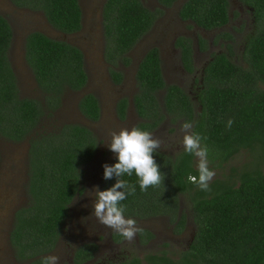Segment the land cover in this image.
<instances>
[{"label": "trees", "instance_id": "1", "mask_svg": "<svg viewBox=\"0 0 264 264\" xmlns=\"http://www.w3.org/2000/svg\"><path fill=\"white\" fill-rule=\"evenodd\" d=\"M175 0H159L170 6ZM250 7L254 29L243 41L242 62L225 53H214L201 70L192 94L176 84H166L156 47L150 48L136 66L137 91L133 104L143 119L136 127L150 130L166 116L175 121H191L193 131L207 137L212 169L222 168L239 152L252 153L256 167L245 164L210 182V192L189 182L198 176L193 155L184 149L169 157L156 152L154 158L165 173L164 184L141 191L133 173L123 179L136 185L134 195L121 203L125 215L147 217L171 213L178 207L177 196L187 197L193 210L196 233L177 259L149 254L148 264H264V0H243ZM43 12L47 22L63 33L82 27L78 0H12ZM228 0H186L178 16L192 20L204 29L219 28L228 22ZM105 38V59L109 74L119 84L122 75L112 66L129 62L126 52L148 32L156 14L140 0H105L101 10ZM228 38L230 36L228 35ZM12 30L0 15V136L12 141L27 139L29 203L14 216L11 245L20 259L34 258L41 264L43 254L57 239L69 205L81 193L83 166L94 156L98 138L89 128L64 124L57 131L38 132L42 118L61 105L67 91H78L87 83L84 56L80 48L31 31L24 40V59L32 70L43 100L19 97L16 75L8 57ZM184 68L192 72L191 44L179 37ZM126 100L118 102L123 112ZM80 112L97 120V98L86 93L78 101ZM234 121L229 129L227 121ZM261 154L255 157V151ZM116 160L115 163H117ZM116 183L104 179L103 190ZM174 218V217H173ZM183 221V218L180 219ZM118 264H142L134 256Z\"/></svg>", "mask_w": 264, "mask_h": 264}, {"label": "rangeland", "instance_id": "2", "mask_svg": "<svg viewBox=\"0 0 264 264\" xmlns=\"http://www.w3.org/2000/svg\"><path fill=\"white\" fill-rule=\"evenodd\" d=\"M140 1L148 9L155 12L156 19L153 27L133 46L130 51L131 62L125 64L124 69H121L123 73L122 81L116 84L107 74L109 72L105 59L106 44L101 16V7L104 0H78L82 12V27L75 33H63L53 28L39 9L17 6L12 0H0V15L6 18L12 30L8 57L16 75L19 97L43 100L42 93L34 88L33 73H31V69L24 59V39L29 32L40 31L53 39L67 41L80 48L84 56L83 67L87 74L86 85L78 91L65 92L61 105L57 110L43 116L41 125L36 128L38 132L57 131L64 124L77 123L92 130L98 138L96 153L83 166L85 172V175L83 173L82 176L84 193L72 201L64 235L61 237L58 247L52 252V254L61 258L62 264H67V261L62 258L72 248H69L67 243L77 242L78 237L81 236L77 235L82 229L81 224L85 225L87 222L88 229H94L96 225L93 223L95 220L92 216L93 210H88V206H93L94 197L88 191L98 186L99 178L102 180L104 176L103 165L109 164L113 156L115 157V154L106 145L110 139L109 133L111 131L119 132L122 128L130 129L136 126L137 122L143 120L138 117L133 107L130 110L128 109L124 119L123 117L120 118L118 101L119 99L129 100L136 93L133 75L136 64L145 50L151 46L159 48L161 68L166 84H176L185 91H193L196 88V82L200 78L203 66L212 54L225 53L232 60L242 62L243 41L253 25L247 9L245 11L242 7L243 16L239 15L240 5L237 0H229L230 10L233 12L229 24L212 30H203L190 22L183 23L177 19L176 10L185 0H178L169 9L165 10L161 8L159 0ZM246 23L248 25H245ZM175 35H183L185 38L189 36L193 41V44L191 43L193 71L190 73L182 64L179 49L171 46ZM228 35L230 38H228ZM119 65L116 64L115 67L120 68ZM86 93H92L97 98L99 106L102 108L100 119L90 120L80 112L78 101ZM166 117L158 123V126H155L156 128L153 127L154 129L151 132L164 141V144L158 150L165 152L172 158L183 149L184 133L181 131V126L184 122L181 119L171 121ZM27 145L29 146L27 139L12 141L0 136V234H3V231L7 228V222L13 207L27 197L24 191L26 184H23L27 177L25 170L26 158L24 156L27 154ZM260 154L261 150L258 148L255 151V157ZM251 160L252 153L243 150L222 168L214 169L216 174L213 179L227 175L231 168L239 169ZM253 163H256L255 158L248 166L256 167ZM197 164L198 159L194 157L195 167H197ZM262 169L264 170V167ZM177 199L182 201L184 210L185 206L187 208L191 206L185 195H178ZM158 219H149L137 224L142 227L144 224L154 227V225L162 222ZM169 227L171 225L168 224L166 228ZM189 229L191 228L189 227ZM97 230L95 229V232ZM1 239L2 236L0 235V241ZM94 239L95 236L88 239L86 237L85 241ZM186 239L187 235L172 240L165 234L161 238L155 237L153 239L152 248L155 249L153 251L157 252L165 251L166 256H164L166 258L174 259L177 257V252H180L184 247ZM135 242L136 239L126 241L125 244L119 243L115 246L114 252H117L118 257L130 254L140 255L141 257V255L147 253L146 249L138 248ZM100 243L106 245L104 238L101 239ZM12 256L8 253L0 254V264H23L12 259Z\"/></svg>", "mask_w": 264, "mask_h": 264}, {"label": "clouds", "instance_id": "3", "mask_svg": "<svg viewBox=\"0 0 264 264\" xmlns=\"http://www.w3.org/2000/svg\"><path fill=\"white\" fill-rule=\"evenodd\" d=\"M234 121L229 119L227 127L230 129ZM183 136V149L187 154L198 159V176L189 174L187 180L205 192H210V182L215 176V171L210 167L208 158L209 149L203 143L207 137L193 131V123L186 121L181 126ZM109 141L106 143L111 152L115 154L117 163L104 164L105 180L116 178V183L106 190L101 191L98 186L88 191L93 199L92 215L98 222L112 229L127 241H133L141 231L137 221L125 216L126 206L121 202L129 195H134L136 185L123 179L125 175L133 173L139 179L141 191H147L152 187L164 184L165 173L160 170V165L154 158V154L162 147L164 141L156 137L152 132L142 130L139 127L122 128L109 133ZM87 207V205H85ZM58 255H47L41 259V264H60Z\"/></svg>", "mask_w": 264, "mask_h": 264}, {"label": "flooded vegetation", "instance_id": "4", "mask_svg": "<svg viewBox=\"0 0 264 264\" xmlns=\"http://www.w3.org/2000/svg\"><path fill=\"white\" fill-rule=\"evenodd\" d=\"M177 1L178 0H175L170 6H166L164 4H160V6L164 10L165 9H169ZM185 1H183L181 3V5ZM237 1H238L239 5H240L239 10H238L239 11V15L241 17L243 16V8L245 9V11L247 9L248 10L247 12L250 14L251 24L253 23L252 29L250 31V32H252L253 29H254V18L252 17V14H251V11H250L251 9H250V7L248 5H246L244 3L243 0H237ZM104 2H105V0H104ZM104 2H103V4H104ZM228 4H230L229 3V0H228ZM179 8H177V10H176V17H177V19L180 22H183V23L190 22L193 25L199 27L192 20H189V19L183 20V19H181L178 16V10H179ZM101 10H102V7H101ZM231 15H233V12L230 10V5H228V17H229V20H228L227 23H225L221 27L229 24V21L231 19ZM81 25H82V18H81ZM245 25H248V23H246ZM199 28H201L203 30L216 29V28L204 29L202 27H199ZM179 37H183V35H175L173 37L171 46L179 49L180 58H181V48L176 45V40ZM184 38H185V36H184ZM187 39L190 41V44L191 43L193 44V41L191 40V38H189V36H187ZM153 47H156L157 48L158 53H159V57H160V50H159V48L157 46H151V47H149V48H147L145 50V52L140 57V59L144 56V54L150 48H153ZM131 50H132V48L129 51L126 52V56L129 59V62L127 64H129L131 62V57H130V51ZM23 52H24V50H23ZM191 55H192V45H191ZM210 58H211V56H210ZM140 59L138 60V62L140 61ZM138 62H137V64H138ZM117 64H120L119 66H121V67L120 68L119 67H115V66H112V67L114 69H116L117 71H119L121 73L122 77H123V73H122L121 69H124V65L125 64L123 62H121V61H117ZM137 64H136V66H137ZM160 64H161V58H160ZM106 65H107V70L109 72V68L111 67V65L109 64V62H107ZM135 70H136V68H135ZM161 70H162V68H161ZM187 72H189V71H187ZM31 73H32V70H31ZM107 74H108V77L111 79L110 74L109 73H107ZM134 74H135V72H134ZM133 77H134V75H133ZM33 78H34V76H33ZM134 83L136 84L135 78H134ZM34 88L38 92H41L40 89L38 88L35 80H34ZM136 89H137V86L135 88V91H137ZM187 92L190 93V94H192V91L191 90H189ZM133 96L129 100L128 99H124V100H126L125 107H124V110H123L122 113L119 112V114L121 116L120 118L123 117V119H124L126 117V115H127L128 109L130 110L131 107L134 108L135 113L138 115V113H137V111H136V109L134 107V104H133ZM119 101H120V99H119ZM99 108H100V114H99V118L98 119H100V117L102 115V108H101V106H99ZM138 117L141 118L139 115H138ZM166 118H168V117H166ZM164 119H162V120H164ZM43 120H45V119H43ZM138 123L139 122L136 123V126H137ZM80 125H82V124H80ZM156 126H158V124ZM154 128H156V127H154ZM154 128H152V129H154ZM152 129H150L148 131L151 132ZM27 142H28V140H27ZM28 148H29V146L27 145V151H26L27 154L24 155L25 158H26V167H25V170L27 172V177L25 176L26 179H25V181L23 183V184H26L24 191H25V194H26L27 197L24 198L21 203L16 204L13 207V209L11 210L10 215H9V219H8V222H7V228H5V230L3 231V234H0L2 236V239L0 241V254H2V253H6V254L8 253L9 255L12 254L13 255L12 256L13 258L11 257L12 259H14L15 261H19L20 263H23V264H30L33 261L34 258L23 259V260L20 259V258H18L14 246L11 245V241H10V230L12 228V224H13V221H14L15 213L19 209H21L23 207H26L28 205V203H29V197H28V193H27V184H28V180H29V176H28V167H29ZM157 152H160V153H163L164 155H167L165 152L160 151V150H157ZM115 161H116V157L113 156V159L109 162V165L115 164ZM83 173L85 175L84 170H83ZM82 185H83V182L81 183V189H82L81 193L76 194L74 196V198L72 199V201L76 197H78V196H80V195H82L84 193V190H83V187L84 186L82 187ZM98 187H99V189L101 191H103L104 178H102V180L99 178ZM178 195L180 196V195H183V194H180L179 193ZM72 201L70 202V205H71ZM177 201H178V207L175 210L172 209L170 214L169 213H162V214H156V215L147 216V217H139V216H132V215L131 216H128V215H125L128 218L135 219L137 221V223H140V222L142 223V222H145V221H147L149 219H154V218H159L158 220L162 221V222H159L158 224L155 223L157 225H154V227H152L151 225H150L151 227L150 226H147L146 224H144L143 227L142 226H139L140 229H141V231H140L139 234H137V236L135 238L136 239V242L135 243L138 246V248L146 249V251H147V253L141 255V257H140V255L136 256V255H131V254L130 255H123V256L118 257L117 256V252H114L115 246L117 244H119V243H124L125 244L127 240H125L118 233L113 232L112 229L107 228L104 225L100 224L98 222V220L95 218V216L92 215L95 218V220L93 221V223H94V225L96 224L95 227H94V229H88L87 222L85 223V225L81 224V228L82 229L77 233V235H81V236L78 237L77 242L72 241V242L67 243V246L69 248H71V247L72 248L67 253V255L65 257H63L62 259L65 260V261H67V264H118V263H121V262H125L127 260H130L131 258H133L134 256H136V257H138V258L141 259L142 264H148V261L146 259V256L149 255V254H151V255L152 254H158V255H165L166 256V254L164 253L165 251H159V252H157V251H153L155 249L152 248L153 239L155 237L156 238H161V236H163L165 234L167 235L168 238H170V239L172 238V240H175V239H178V238H181V237H184L185 235H187V239L185 240V245L180 250V252L183 251V250H185V249H187L188 246L190 245V243L192 242V240L194 238V235L196 233V223H195V219H194V215H193V210H192L191 206H189V208H187L185 206V210H184V206L181 203L182 201H180V199H177ZM70 205H69V210H68V213L69 214H70V210H71ZM88 210H91L92 211L93 210V206L92 205H91V207L88 206ZM69 214H68V217H69ZM68 217L65 219L64 224L62 225L60 231L58 232L57 239L55 240L53 246L48 251H46L45 254L42 255L43 257L44 256H47V255H51L52 252L55 250V248L58 247V245L60 243V240H61V237L64 235L65 226L67 225ZM181 218H183V221L180 220ZM168 224L171 225V227L166 228ZM189 227L191 229L188 230ZM95 229H98L97 232H95ZM94 236H95V239L94 240H87V241H85L86 237L88 239V238H91V237H94ZM102 238H104V241L106 243L105 246L100 243V241H101ZM180 252H177V254H176L177 257L174 258V259H177L179 257ZM60 264H62L61 261H60Z\"/></svg>", "mask_w": 264, "mask_h": 264}]
</instances>
